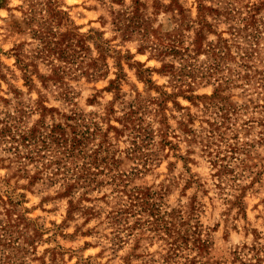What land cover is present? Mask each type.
Returning a JSON list of instances; mask_svg holds the SVG:
<instances>
[{
	"label": "clouds",
	"instance_id": "obj_1",
	"mask_svg": "<svg viewBox=\"0 0 264 264\" xmlns=\"http://www.w3.org/2000/svg\"><path fill=\"white\" fill-rule=\"evenodd\" d=\"M0 264H264V0H0Z\"/></svg>",
	"mask_w": 264,
	"mask_h": 264
}]
</instances>
